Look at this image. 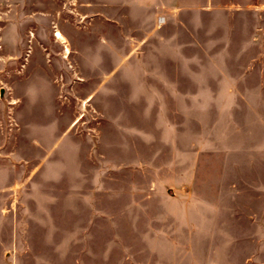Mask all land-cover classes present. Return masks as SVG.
Segmentation results:
<instances>
[{
  "label": "rangeland",
  "instance_id": "1",
  "mask_svg": "<svg viewBox=\"0 0 264 264\" xmlns=\"http://www.w3.org/2000/svg\"><path fill=\"white\" fill-rule=\"evenodd\" d=\"M0 264H264V0H0Z\"/></svg>",
  "mask_w": 264,
  "mask_h": 264
},
{
  "label": "bare ground",
  "instance_id": "2",
  "mask_svg": "<svg viewBox=\"0 0 264 264\" xmlns=\"http://www.w3.org/2000/svg\"><path fill=\"white\" fill-rule=\"evenodd\" d=\"M56 37H57L59 40L65 41V40H63V35H62V33L59 32V31L56 33ZM67 52H68V50H67Z\"/></svg>",
  "mask_w": 264,
  "mask_h": 264
}]
</instances>
